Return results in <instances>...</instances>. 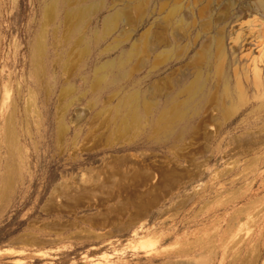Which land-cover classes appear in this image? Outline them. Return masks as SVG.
Here are the masks:
<instances>
[{"label": "rangeland", "instance_id": "374dc122", "mask_svg": "<svg viewBox=\"0 0 264 264\" xmlns=\"http://www.w3.org/2000/svg\"><path fill=\"white\" fill-rule=\"evenodd\" d=\"M254 58L264 0H0V264H264Z\"/></svg>", "mask_w": 264, "mask_h": 264}, {"label": "bare ground", "instance_id": "6f19581e", "mask_svg": "<svg viewBox=\"0 0 264 264\" xmlns=\"http://www.w3.org/2000/svg\"><path fill=\"white\" fill-rule=\"evenodd\" d=\"M210 56H212V54H210ZM253 61H254L253 63L254 64L253 82L257 86L263 85V88H264V69L260 66L259 60L257 58H254ZM237 68L238 67H236L235 75L231 73V75L229 74V77H228L225 74L226 83L224 84V89L226 91L225 95L228 98H230L232 104L234 105L240 104L242 101H244L247 98V91L249 87L248 84L252 82V79L250 78V74L248 70L244 69L243 71H240V70L238 71ZM219 70L222 76L224 74V72L222 71V64L219 67ZM243 73L244 75H242ZM202 98L203 97H201L199 100L202 101ZM199 103L200 102H198V104Z\"/></svg>", "mask_w": 264, "mask_h": 264}]
</instances>
